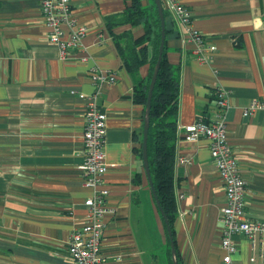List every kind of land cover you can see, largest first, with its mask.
<instances>
[{
    "label": "crops",
    "instance_id": "obj_1",
    "mask_svg": "<svg viewBox=\"0 0 264 264\" xmlns=\"http://www.w3.org/2000/svg\"><path fill=\"white\" fill-rule=\"evenodd\" d=\"M178 1L216 49L208 62L199 61L189 31L165 5L168 58L181 68L176 247L183 264H225L226 192L211 142H190L182 128L202 115L213 117L212 91L227 90L225 121L246 181L245 213L264 221V111L243 115L252 100L264 102V0ZM71 6L87 32L63 60L48 37L41 0H0V264H74L67 243L85 220L84 202L92 194L83 185L81 164L85 108L96 91L108 114L105 180L113 209L105 216L102 264H171L165 223L137 153L146 108L132 96L133 77L106 25V17L127 3L71 0ZM129 29L143 33L142 25ZM93 66L114 72L116 81L95 85ZM149 68L143 65L139 75L146 77ZM234 239L235 264H263L245 236Z\"/></svg>",
    "mask_w": 264,
    "mask_h": 264
},
{
    "label": "built area",
    "instance_id": "obj_2",
    "mask_svg": "<svg viewBox=\"0 0 264 264\" xmlns=\"http://www.w3.org/2000/svg\"><path fill=\"white\" fill-rule=\"evenodd\" d=\"M163 1L167 9L189 31L190 39L196 43L195 51L199 60L208 62L216 47L193 27L191 12L178 0ZM41 12L49 28L50 41L57 45L60 57L63 60L68 59L80 47L87 27L74 17L71 0H41ZM89 72L95 85L113 83L117 78L114 72L100 70L96 66ZM97 95L96 91L88 96L89 101L85 108L84 161L81 169L83 185L91 189L92 194L84 202L87 210L85 220L71 232L67 243V252L74 264H102L105 216L113 212L108 202L110 192L105 180L110 167L105 151L108 114L98 103ZM228 95L227 90L218 88L215 99L217 109L213 117H207L206 120L199 117L195 122L184 125L183 135L190 142L202 137L210 139L211 142V156L226 192V205L221 213L224 226L221 236V246L225 250L224 263L235 264L233 255L237 252L238 245L234 237L243 235L264 264V221L250 220L245 213L246 181L241 174L239 160L229 143L225 121ZM259 109L264 111V102L254 99L244 109L243 115L252 116ZM179 161L184 163L187 160L181 157Z\"/></svg>",
    "mask_w": 264,
    "mask_h": 264
},
{
    "label": "trees",
    "instance_id": "obj_3",
    "mask_svg": "<svg viewBox=\"0 0 264 264\" xmlns=\"http://www.w3.org/2000/svg\"><path fill=\"white\" fill-rule=\"evenodd\" d=\"M125 1L127 3L125 10L106 17V25L118 50L123 66L133 77L134 87L132 96L135 102L144 105L146 108L150 83L160 54L162 36L161 19L155 0ZM162 3L165 8L163 0ZM123 25H127L128 29H124L119 33L116 32V28ZM139 25L143 26V33L140 36H135L129 28ZM146 64H149L150 68L147 76L143 78L139 75V71ZM180 94L181 68L178 64L170 62L165 38L160 68L151 98L147 150L151 178L159 201L157 207L158 209L162 208L169 222L166 224L162 216L166 228L171 264H173L171 241L174 242L176 247L174 227L177 217L175 161ZM211 98H213L215 103L216 89L212 91ZM215 108L217 109V106ZM200 117H204L205 120L207 118L204 115ZM143 136L144 134L142 137L140 136L141 144ZM137 153L140 158H143V145L137 148ZM169 231L171 234H169ZM176 251L179 264H183L177 247Z\"/></svg>",
    "mask_w": 264,
    "mask_h": 264
},
{
    "label": "water",
    "instance_id": "obj_4",
    "mask_svg": "<svg viewBox=\"0 0 264 264\" xmlns=\"http://www.w3.org/2000/svg\"><path fill=\"white\" fill-rule=\"evenodd\" d=\"M157 7H158V12H159V16L161 19V26H162V36H161V44H160V54H159V58L157 61V64L155 66L154 69V73L152 76V80L150 83V89H149V94H148V102H147V106H146V114H145V119H144V138H143V161H144V166H145V170L147 173V178L149 180V184L151 186L152 192L154 194V197L156 199L157 205H159V201L157 199L156 196V192H155V188L152 182V178H151V173H150V168H149V161H148V150H147V138H148V130H149V125H150V109H151V98H152V94H153V90L155 87V83L157 80V76H158V72H159V68H160V63H161V58H162V54H163V49H164V43H165V37H166V29H165V16H164V7H163V3L162 0H155ZM161 212V215L163 216L166 224H168V220L167 217L164 213V211L161 209H159ZM168 229H169V225H168ZM169 234L170 231H169ZM171 252H172V262L173 264H179L178 259H177V251H176V247L173 241H171Z\"/></svg>",
    "mask_w": 264,
    "mask_h": 264
}]
</instances>
